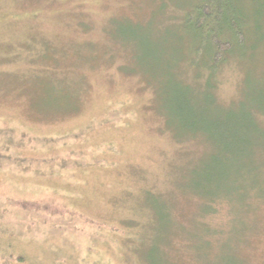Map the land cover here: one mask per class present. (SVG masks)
<instances>
[{
    "label": "rangeland",
    "instance_id": "obj_1",
    "mask_svg": "<svg viewBox=\"0 0 264 264\" xmlns=\"http://www.w3.org/2000/svg\"><path fill=\"white\" fill-rule=\"evenodd\" d=\"M199 1L0 0L2 261L194 263L179 250L204 264H264V134L246 132V144L224 152L232 160L222 158L215 125L212 135L178 139L202 118L211 124L218 108L239 116L242 99L247 116L264 123V111L246 107L264 106V15L241 0L255 31L217 65L211 93L202 85L206 56H182L185 43L202 52L206 40L183 26ZM178 78L191 85L187 96L201 97L196 120L170 129L163 115ZM224 166L241 193L227 197ZM205 178V195L231 200L218 201L209 219L223 231L214 250L196 220L204 200L193 209L191 198Z\"/></svg>",
    "mask_w": 264,
    "mask_h": 264
},
{
    "label": "trees",
    "instance_id": "obj_2",
    "mask_svg": "<svg viewBox=\"0 0 264 264\" xmlns=\"http://www.w3.org/2000/svg\"><path fill=\"white\" fill-rule=\"evenodd\" d=\"M256 6L255 12L252 14L253 17H262L264 15V0H254ZM241 3V0H200L196 7H197V15L195 17H192L191 15L187 16L186 19L183 20V26L188 27L190 26L195 31H197L196 34L193 36L197 39V43L203 38L202 35H205V43L203 41L202 46V52L191 50L187 43H185V49L183 59L184 63H187L189 60L190 62L192 60H195L199 57V55L206 56L205 62V74L203 78L202 85L205 87V90H210L213 88V72L217 65L219 63H224L226 60H228L230 57L233 56V53L235 49L244 46L245 42L248 40V36L250 33H253L255 31L252 27H247L245 23V15L242 10V5L239 7V4ZM263 11V14L261 12ZM182 25V21L177 20V25ZM180 25V26H181ZM264 38V36H262ZM260 38V43H264V39ZM201 42V41H200ZM199 42V43H200ZM197 45V44H196ZM251 47H254V44L251 45ZM189 48V50H187ZM194 48V44H193ZM188 55L190 57H188ZM186 59L188 61H186ZM184 67L181 68L183 70ZM177 87L173 88V96H170L167 100L169 111L164 112V119L167 121V125L170 129H175V126L171 123H176V125L183 126L186 128L189 121L196 120L195 116L193 115L194 111H197L195 108V102H197L199 96H187L188 95V88L191 86L184 78H178ZM179 87H183L182 89H179ZM188 90H187V89ZM209 93V91H207ZM212 93V91H211ZM195 101V102H194ZM203 101L205 102V106L207 109L209 107H214L210 101H213L212 96H204ZM210 103V106H209ZM239 112L241 114H238L239 116H234L233 112L224 109V108H218L221 111V115L214 121H211L206 123V119L202 118V122H204L203 125L198 126L195 133L191 134H185L180 135L178 137L179 140H183L186 137H194L196 136L197 132H203L202 134L205 135H212V132L210 131L211 125L212 127L215 125L216 129V136L218 137V143L219 146L222 149V158L223 160H232V157H226L228 152L229 154H232V149H235L236 146H243L246 144L247 141H249L248 136L246 135V132H249V130H253L254 133L258 134H264V123L259 117H249L250 113H248L247 110H244L243 106V99L239 101ZM167 106V105H166ZM209 106V107H208ZM247 108L254 113L257 111H264V106L259 107L257 105H247ZM246 111V114L242 111ZM234 111V110H233ZM264 113V112H262ZM239 118V119H238ZM253 118V119H252ZM183 131V130H182ZM214 134V133H213ZM264 147V145H263ZM211 157L213 159H216L215 154L211 153ZM234 161V160H233ZM227 171H230L229 166H224L220 170L222 174V182H227L229 184H232L231 188L227 192V197L235 194H239L242 192V188L239 185V179L235 175L229 177ZM207 179L205 178V183L199 186H193L192 188L194 191L192 192V197L195 198L197 203L194 202L193 209L195 207L198 208L197 205L200 204V202L203 201V205L205 206V209L200 211L199 215H197V221L201 225V238L206 243V247L209 250H214L215 242L218 239H223V231L220 226H216L214 223L211 222L209 219H211L212 214L215 210V205L218 201H225L227 205L229 206V202L231 200L227 197H224L225 195L212 193L207 194L209 190H205ZM256 198H258V195H255ZM246 203H243L242 205H245ZM192 209V210H193ZM247 210L243 211L246 212ZM203 221V222H202ZM200 226V225H199ZM247 228V226H245ZM248 235V234H247ZM246 235V237H247ZM177 236V238L180 237L179 233L177 231H174L173 237ZM245 238V231L241 233L239 236L240 239ZM237 239V240H238ZM236 240V241H237ZM177 243L173 242L171 245L168 246L170 249V253L173 254L176 251ZM181 256H185L184 258L189 259L190 261H194L195 264H204L201 260V258L196 257L193 252L192 254H188L187 252L181 253L179 250H177ZM240 254V250L237 251ZM169 253V254H170ZM180 256V258H181ZM193 257L197 260L195 261ZM184 262L182 261V264ZM193 263V264H194ZM0 264H7L6 262L2 261L0 259Z\"/></svg>",
    "mask_w": 264,
    "mask_h": 264
}]
</instances>
